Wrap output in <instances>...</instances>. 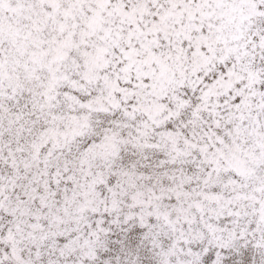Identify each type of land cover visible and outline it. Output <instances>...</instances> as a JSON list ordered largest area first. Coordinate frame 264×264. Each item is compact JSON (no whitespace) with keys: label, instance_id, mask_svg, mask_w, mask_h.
Listing matches in <instances>:
<instances>
[{"label":"snow or ice","instance_id":"snow-or-ice-1","mask_svg":"<svg viewBox=\"0 0 264 264\" xmlns=\"http://www.w3.org/2000/svg\"><path fill=\"white\" fill-rule=\"evenodd\" d=\"M0 264H264V0H0Z\"/></svg>","mask_w":264,"mask_h":264}]
</instances>
